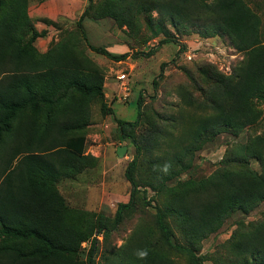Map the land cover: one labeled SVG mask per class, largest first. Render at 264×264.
Instances as JSON below:
<instances>
[{
	"label": "trees",
	"instance_id": "1",
	"mask_svg": "<svg viewBox=\"0 0 264 264\" xmlns=\"http://www.w3.org/2000/svg\"><path fill=\"white\" fill-rule=\"evenodd\" d=\"M27 5L0 2V264H264V213L245 219L264 204V113L257 105L264 100V39L247 1L88 0L75 28L46 53L35 43L47 32L36 30ZM86 19H112L124 34L146 43L162 38L160 45L194 34L228 38L244 54L230 75L202 66L205 86L191 77L193 91L179 89V116L146 107L141 95L135 121L115 118L118 139L135 154L124 174L130 199L113 218L71 208L58 187L99 162L86 155L91 105L100 101L103 115L111 111L103 72L84 46L116 62L128 55L90 45ZM164 71L162 64L155 89ZM249 128L260 132L231 143L210 175L197 172V154L208 143L223 134L237 139ZM152 202V221L113 249L112 233L143 217ZM237 215L243 217L229 238L202 254L203 243ZM83 243H90L86 252ZM144 249L148 256L139 259L135 253Z\"/></svg>",
	"mask_w": 264,
	"mask_h": 264
},
{
	"label": "rangeland",
	"instance_id": "2",
	"mask_svg": "<svg viewBox=\"0 0 264 264\" xmlns=\"http://www.w3.org/2000/svg\"><path fill=\"white\" fill-rule=\"evenodd\" d=\"M249 6L261 18V33L264 39V0H246ZM1 2V0H0ZM88 5V0H28L27 11L31 22L38 32L45 31L44 37L37 39L35 46L46 53L55 45L66 32L75 28V23ZM3 8H0V15ZM89 44L94 47H103L113 56L128 54L121 62L113 61L94 52L89 46H84L86 55L101 69L104 76L106 102L111 111L103 115L101 102L91 105V124L87 127L86 155L98 158V164L75 179H65L59 183V190L71 208H77L91 214H103L113 218L120 203H127L130 199L131 185L125 178V170L133 159L135 149L128 141L121 142L117 135L115 118L121 121L133 122L137 119L135 101L142 95L144 105L160 111L164 116L180 114L184 106L179 96V89L185 87L193 91L191 77L196 83L205 86L199 69L206 64L215 66L224 75L232 74L233 70L244 60L228 38L205 39L198 35L179 37L180 43L160 45L162 38L148 43L141 39H134L118 30L112 19L84 21ZM32 33L28 34L26 40ZM151 51L153 54L147 56ZM165 64L163 79H159L157 89L153 81L158 78L161 66ZM126 75L122 83L118 77ZM125 88H128L127 93ZM195 98H200L199 92H194ZM113 100V105L111 101ZM264 113V100L257 101ZM182 110V111H183ZM186 111V109H185ZM259 133L256 128L244 130L240 137L235 139L223 134L208 143L197 154V172L210 175L219 166L231 143L244 142L249 135ZM121 146L128 148L125 156L120 157L117 150ZM253 167L258 169L256 162ZM1 165V162H0ZM185 177V176H184ZM153 196L148 193V200ZM142 207V203H141ZM155 204L142 207L147 212L143 217L138 215L127 219L110 238L113 249L121 247L124 240L143 220L152 221ZM264 213V204L246 216V221H256ZM243 216H233L223 229L211 236L203 243L202 254H212L217 245L226 241L235 228V223ZM100 247L104 249L102 235L97 236ZM90 243H83L82 249L86 252ZM204 264H213L205 261Z\"/></svg>",
	"mask_w": 264,
	"mask_h": 264
},
{
	"label": "clouds",
	"instance_id": "3",
	"mask_svg": "<svg viewBox=\"0 0 264 264\" xmlns=\"http://www.w3.org/2000/svg\"><path fill=\"white\" fill-rule=\"evenodd\" d=\"M164 170L167 171V167H165ZM135 254L139 259H146L148 256V251L146 249L138 250Z\"/></svg>",
	"mask_w": 264,
	"mask_h": 264
},
{
	"label": "water",
	"instance_id": "4",
	"mask_svg": "<svg viewBox=\"0 0 264 264\" xmlns=\"http://www.w3.org/2000/svg\"><path fill=\"white\" fill-rule=\"evenodd\" d=\"M127 151H128V148L126 146H121V147L118 148L117 154L120 157H123V156H125V154L127 153Z\"/></svg>",
	"mask_w": 264,
	"mask_h": 264
},
{
	"label": "built area",
	"instance_id": "5",
	"mask_svg": "<svg viewBox=\"0 0 264 264\" xmlns=\"http://www.w3.org/2000/svg\"><path fill=\"white\" fill-rule=\"evenodd\" d=\"M118 79H119L122 83H124V81L126 80V75L122 74L121 76L118 77ZM124 90H125V92L127 93L128 88H125Z\"/></svg>",
	"mask_w": 264,
	"mask_h": 264
},
{
	"label": "crops",
	"instance_id": "6",
	"mask_svg": "<svg viewBox=\"0 0 264 264\" xmlns=\"http://www.w3.org/2000/svg\"><path fill=\"white\" fill-rule=\"evenodd\" d=\"M29 112H31V109L30 110H28ZM31 123H34V120H32V121H30ZM128 203V202H127Z\"/></svg>",
	"mask_w": 264,
	"mask_h": 264
}]
</instances>
